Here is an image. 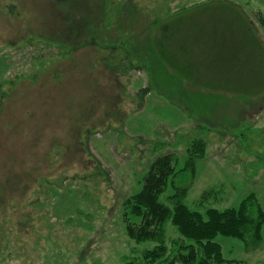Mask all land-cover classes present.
I'll use <instances>...</instances> for the list:
<instances>
[{
  "label": "rangeland",
  "instance_id": "1",
  "mask_svg": "<svg viewBox=\"0 0 264 264\" xmlns=\"http://www.w3.org/2000/svg\"><path fill=\"white\" fill-rule=\"evenodd\" d=\"M222 3L235 9H217V28L241 38L242 15L264 52V0H0V264H142L154 243L128 236L138 219L123 201L157 156L183 166L195 137L206 148L185 204L221 210L253 193L264 210L262 55L215 90L154 50L167 19L188 16L177 48L205 24L191 11ZM165 228L169 245L179 235ZM215 241L235 264H264V225L255 248Z\"/></svg>",
  "mask_w": 264,
  "mask_h": 264
},
{
  "label": "trees",
  "instance_id": "2",
  "mask_svg": "<svg viewBox=\"0 0 264 264\" xmlns=\"http://www.w3.org/2000/svg\"><path fill=\"white\" fill-rule=\"evenodd\" d=\"M221 7L235 9L222 3L203 4L192 10L191 20L202 15L204 19L201 21L205 24L199 25V31L187 36L184 43H177V48L175 38L188 23V16L179 15L162 24L161 37L154 50L187 84H202L215 90L223 86L229 88L230 77L225 76V70L251 63L253 57L262 55L264 58L263 50L242 15L238 14L234 19L241 26L247 25L244 29L239 28L241 38L239 33H232L230 22L227 23L230 28L224 31L217 28L223 21L220 19L221 11L217 10ZM256 19L264 28V15L259 13ZM208 21H212V26H206ZM205 29L208 31L204 32ZM201 60L209 62V65L205 67ZM205 148L206 142L200 137L188 140L187 157L180 168H176V157L170 154L157 156L148 165L140 181V189L123 201L126 216L138 219L137 223H126L128 236L136 243H154L142 252V264H235V260L223 257L221 246L215 241L216 236L237 239L246 249L261 243L264 210L253 193L242 198L237 207L221 210L210 207L200 212L185 204V193L194 176L195 160L203 157ZM164 194L166 202L160 199ZM168 223L179 235L169 245L165 235ZM125 260L126 264H131Z\"/></svg>",
  "mask_w": 264,
  "mask_h": 264
}]
</instances>
